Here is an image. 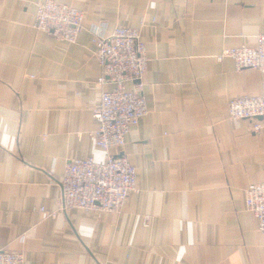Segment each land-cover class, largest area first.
Here are the masks:
<instances>
[{
    "label": "crops",
    "instance_id": "obj_1",
    "mask_svg": "<svg viewBox=\"0 0 264 264\" xmlns=\"http://www.w3.org/2000/svg\"><path fill=\"white\" fill-rule=\"evenodd\" d=\"M0 0V250L27 264H264L245 190L264 183V137L227 104L264 96V73L235 71L223 49L264 34V0H53L83 13L75 44L32 28L37 3ZM138 30L148 113L115 151L136 171L118 213L61 211L73 159L92 140L102 75L92 31ZM130 86V85H129Z\"/></svg>",
    "mask_w": 264,
    "mask_h": 264
},
{
    "label": "built area",
    "instance_id": "obj_2",
    "mask_svg": "<svg viewBox=\"0 0 264 264\" xmlns=\"http://www.w3.org/2000/svg\"><path fill=\"white\" fill-rule=\"evenodd\" d=\"M33 20L36 31L69 44L76 43L83 29L80 10L53 0L37 3ZM92 43L102 70L98 85L112 86L101 94L99 105L92 110V117L98 123L92 140L105 152L106 159L102 163L93 158L73 159L66 164L60 182L59 209L100 217L118 213L130 195L137 192L134 166L115 151L125 145L130 130L148 113L141 83L148 61L140 33L135 29L116 27L107 36L92 31ZM224 59H230L237 72L249 69L264 73V34L254 37L252 47L228 48L216 56L217 62ZM227 112L230 120L248 121L251 132L264 137V96L231 99ZM245 207L264 233V183L247 187ZM0 264L27 263L20 252L0 250Z\"/></svg>",
    "mask_w": 264,
    "mask_h": 264
},
{
    "label": "rangeland",
    "instance_id": "obj_3",
    "mask_svg": "<svg viewBox=\"0 0 264 264\" xmlns=\"http://www.w3.org/2000/svg\"><path fill=\"white\" fill-rule=\"evenodd\" d=\"M33 19H34V17H33ZM32 24H33V23H32ZM32 28H33V27H32ZM33 29H34V28H33ZM240 47H241V46H240ZM249 47H252V46H249ZM226 49H228V48H226ZM223 50H224V49H223ZM223 50H222V51H223ZM222 51H221V52H222ZM218 55H219V54H218ZM216 56H217V55H216ZM216 56H215V61H216ZM224 60H225V59H224ZM229 60H230V59H229ZM216 62H217V61H216ZM219 63H220V62H219ZM233 66H234V65H233ZM234 69H235V68H234ZM248 70H249V69H248ZM235 71H236V70H235ZM97 81H98V80H97ZM97 84H98V82H97ZM239 98H240V97H239ZM230 100H231V99H230ZM230 100H229V101H230ZM228 103H229V102H228ZM227 108H228V104H227ZM231 121H232V120H231ZM243 121H245V120H243ZM247 122H248V121H247ZM249 124H250V123H249ZM250 129H251V126H250ZM258 136H259V135H258ZM262 137H263V136H262ZM249 186H250V185H249ZM26 263H27V262H26Z\"/></svg>",
    "mask_w": 264,
    "mask_h": 264
},
{
    "label": "water",
    "instance_id": "obj_4",
    "mask_svg": "<svg viewBox=\"0 0 264 264\" xmlns=\"http://www.w3.org/2000/svg\"><path fill=\"white\" fill-rule=\"evenodd\" d=\"M119 156H122V155H119Z\"/></svg>",
    "mask_w": 264,
    "mask_h": 264
}]
</instances>
